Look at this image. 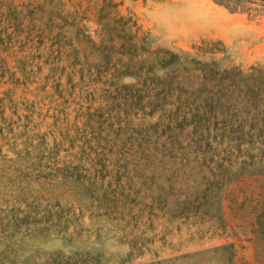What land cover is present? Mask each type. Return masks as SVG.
<instances>
[{
    "label": "rangeland",
    "instance_id": "374dc122",
    "mask_svg": "<svg viewBox=\"0 0 264 264\" xmlns=\"http://www.w3.org/2000/svg\"><path fill=\"white\" fill-rule=\"evenodd\" d=\"M103 1L0 0V264H150L229 244L237 264H264V159L105 84L87 39ZM112 1L154 49L221 42L201 59L264 67V15Z\"/></svg>",
    "mask_w": 264,
    "mask_h": 264
},
{
    "label": "trees",
    "instance_id": "16d2710c",
    "mask_svg": "<svg viewBox=\"0 0 264 264\" xmlns=\"http://www.w3.org/2000/svg\"><path fill=\"white\" fill-rule=\"evenodd\" d=\"M213 1L252 19L264 15V0ZM120 6L121 3L104 0L98 8V43L87 36L104 53L93 67L110 75L104 83L139 92L145 107L175 112L181 116V123L202 136L220 139L228 145L238 144V152L264 159V67L248 71L222 69L216 60L201 59L221 53L217 49L223 46L221 42H202L195 48L196 54L154 49L137 23L119 14ZM78 74L84 78L85 69ZM125 79L135 83L123 87L121 81ZM253 168L252 174L261 172L260 167ZM237 263L235 246L229 244L150 264Z\"/></svg>",
    "mask_w": 264,
    "mask_h": 264
}]
</instances>
